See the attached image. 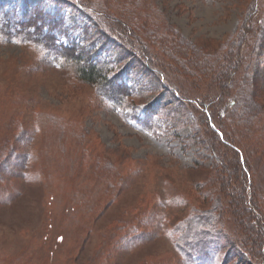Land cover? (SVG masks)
Here are the masks:
<instances>
[{
    "label": "rangeland",
    "instance_id": "1",
    "mask_svg": "<svg viewBox=\"0 0 264 264\" xmlns=\"http://www.w3.org/2000/svg\"><path fill=\"white\" fill-rule=\"evenodd\" d=\"M79 1L0 17L64 18L129 106L0 32V264H264V0ZM192 214L215 225L176 230Z\"/></svg>",
    "mask_w": 264,
    "mask_h": 264
},
{
    "label": "trees",
    "instance_id": "2",
    "mask_svg": "<svg viewBox=\"0 0 264 264\" xmlns=\"http://www.w3.org/2000/svg\"><path fill=\"white\" fill-rule=\"evenodd\" d=\"M74 2L81 10H83L82 12L85 13L84 15L87 14L88 16L90 14L85 11L86 4H83V2L79 0H74ZM46 13H49V11H44L43 13V11L36 8L31 12L25 13L26 16L28 15L29 17V19L25 21L14 11L13 14L8 15V19H4L7 18V15L4 16V18L0 17V32L3 31L5 34L4 36L7 38H18L21 41L39 47L46 53L48 52L54 54L55 61L60 63L61 67L75 70L77 76L84 83L97 86L99 95L106 102L110 103V105L116 108L128 107V100L126 99V97L129 96V92L126 90V88H128L126 84L127 82L124 81L123 78H116L115 74H111L112 67L106 63L98 62L97 58L94 59L91 57L92 54H87L85 51L77 53L80 49L79 45H65V43L61 41V38L68 36L66 30L70 28L64 24V18L59 19L56 18L54 14L50 13V15H48ZM250 103L254 104V100H252V98ZM255 103H257V101ZM20 136L23 137V135H19L18 138ZM22 137L19 140H21ZM80 138L83 139V137ZM8 150L9 152L12 151V154L15 155V144H12L10 148H6L4 146L1 147L0 153L5 154ZM27 157L29 156L27 155ZM239 157L244 159L243 153H241ZM23 158H25V161L27 160L26 155H24ZM25 161H16L14 162V165L23 167ZM215 201L216 203L220 202L218 199ZM235 208L240 217H246L247 221H251L250 211L246 209L243 198H241L239 205H236ZM196 225L201 227L205 225H215V223L208 219L205 215L192 214L188 217V219L184 220V223H178L176 230L185 231L186 229L190 231ZM138 232L139 230H137V228L134 230L131 227L128 234L122 236L118 240L117 246L122 248H131L133 244L137 243L144 234V232ZM196 253L205 257L206 251L204 249L199 250L198 247L194 245L193 247L182 250V254L186 257H191Z\"/></svg>",
    "mask_w": 264,
    "mask_h": 264
}]
</instances>
